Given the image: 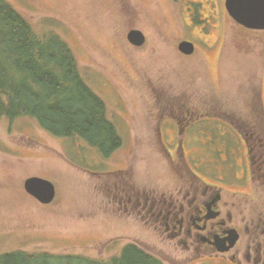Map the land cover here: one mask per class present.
I'll return each instance as SVG.
<instances>
[{
  "label": "rangeland",
  "instance_id": "374dc122",
  "mask_svg": "<svg viewBox=\"0 0 264 264\" xmlns=\"http://www.w3.org/2000/svg\"><path fill=\"white\" fill-rule=\"evenodd\" d=\"M7 1L40 38L58 37L72 51L121 145L104 152L78 135L52 136L29 116L2 119L0 255L108 260L129 243L147 252L162 248L141 218L123 216L109 188L125 177L156 185L178 169L165 154L175 131L159 127L164 106H184L195 117L196 109L212 113L201 130L214 129L213 142L225 135L233 143L225 122L249 123L251 95L260 86L264 105V31L238 25L225 0ZM131 30L144 34L143 46L128 42ZM182 41L194 45L192 55L179 52ZM186 154L196 158L192 148ZM120 170L125 177L109 175ZM31 177L55 186L51 204L26 193Z\"/></svg>",
  "mask_w": 264,
  "mask_h": 264
},
{
  "label": "flooded vegetation",
  "instance_id": "af4514ba",
  "mask_svg": "<svg viewBox=\"0 0 264 264\" xmlns=\"http://www.w3.org/2000/svg\"><path fill=\"white\" fill-rule=\"evenodd\" d=\"M183 109L164 106L159 121L175 131L173 150L165 147V154L178 169L156 185H137L126 170L112 171L125 177L109 188L113 200L124 217L142 219L162 246L148 252L164 264H264L261 125L225 122L233 143L225 135L213 142L216 131L200 127L212 113L201 116L196 109L195 117Z\"/></svg>",
  "mask_w": 264,
  "mask_h": 264
},
{
  "label": "trees",
  "instance_id": "16d2710c",
  "mask_svg": "<svg viewBox=\"0 0 264 264\" xmlns=\"http://www.w3.org/2000/svg\"><path fill=\"white\" fill-rule=\"evenodd\" d=\"M247 122L264 134L262 88L253 89ZM31 117L48 134L78 135L101 151L121 141L105 106L81 79L72 51L58 37L40 38L7 0H0V122ZM164 264L138 245L126 244L108 260L70 259L47 252L0 255V264Z\"/></svg>",
  "mask_w": 264,
  "mask_h": 264
},
{
  "label": "water",
  "instance_id": "95a60500",
  "mask_svg": "<svg viewBox=\"0 0 264 264\" xmlns=\"http://www.w3.org/2000/svg\"><path fill=\"white\" fill-rule=\"evenodd\" d=\"M228 15L241 27L251 31H264V0H225ZM128 42L134 47L144 45L146 38L139 30H131ZM178 50L184 55H192L195 47L191 42L182 41ZM24 190L40 204L49 205L56 197L55 186L48 180L31 177L24 182Z\"/></svg>",
  "mask_w": 264,
  "mask_h": 264
}]
</instances>
